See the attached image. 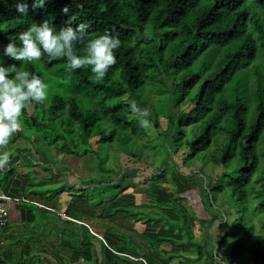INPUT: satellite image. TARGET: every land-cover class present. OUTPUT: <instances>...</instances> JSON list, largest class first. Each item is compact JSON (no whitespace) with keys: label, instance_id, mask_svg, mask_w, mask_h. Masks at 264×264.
I'll return each instance as SVG.
<instances>
[{"label":"trees","instance_id":"16d2710c","mask_svg":"<svg viewBox=\"0 0 264 264\" xmlns=\"http://www.w3.org/2000/svg\"><path fill=\"white\" fill-rule=\"evenodd\" d=\"M16 3L0 0V46L44 18L57 25L87 23L89 37L111 30L121 46L101 80L88 66L69 72L65 58L0 57V63H23L48 84L46 101L24 110L23 127L6 146L11 159L0 170V192L29 200L23 189L36 186L29 183L37 177L34 166L55 179L58 154L85 157L87 176L79 174L82 184L71 193L68 215L101 212L99 217L128 215L133 222L160 224L140 235L150 252L132 239L134 249L119 251H139L148 264L176 257L180 264H264V0H48L27 16ZM77 51L82 54L81 45ZM133 101L150 110L156 138L130 110ZM18 138L25 140L16 143ZM147 148L154 174L138 184L120 154L140 161ZM216 167L222 172L214 177ZM197 174L207 180L202 201L215 229H205L209 219L181 198L199 186ZM138 195L148 202L136 201ZM103 204L110 213H102ZM197 230L201 241L194 239ZM191 250L195 256L185 255Z\"/></svg>","mask_w":264,"mask_h":264},{"label":"crops","instance_id":"0c3cea01","mask_svg":"<svg viewBox=\"0 0 264 264\" xmlns=\"http://www.w3.org/2000/svg\"><path fill=\"white\" fill-rule=\"evenodd\" d=\"M69 168L73 174H67L62 180L57 177L50 179V171L34 166L37 177L29 183L35 182L36 186L22 188L23 191H29V201L12 203L8 224L0 227V264H130L116 253L119 251L118 246L135 248L129 239L139 248L150 252L149 245L140 235L159 229L160 224L151 227L142 220L134 219L133 222L128 215L99 217L101 212L83 213L80 219L89 221L105 238L111 240L114 250L93 235L86 226L62 217L61 213H66L72 200L71 193L82 184L78 182L79 175L75 167ZM21 170L23 173L29 172L25 166ZM55 185H62L63 190L53 191ZM141 197L136 196V201L147 203L144 201L146 196ZM101 207L102 213H110L108 204ZM136 255L142 254L138 251ZM180 261L175 258L169 264H180ZM199 263L205 264L202 261Z\"/></svg>","mask_w":264,"mask_h":264},{"label":"clouds","instance_id":"9594fccd","mask_svg":"<svg viewBox=\"0 0 264 264\" xmlns=\"http://www.w3.org/2000/svg\"><path fill=\"white\" fill-rule=\"evenodd\" d=\"M47 3L48 0H31V4L29 0H17L15 7L18 13L27 16L30 9L43 8ZM62 11L70 14L71 5L64 4ZM88 30L89 25L84 22L57 25L54 19L49 18L34 21L16 33L15 39L10 36L8 42L0 46V57L21 62H35L42 58L50 62L65 58L69 72L88 66L94 74L93 78L101 80L116 63V50L121 46V39L108 29L89 37ZM77 45L82 46V54L77 51ZM47 89V82L40 75L25 70L23 63H0V170L10 162L6 146L23 127L24 110L33 103L45 102ZM130 110L138 115L141 126H150V110L147 107L142 108L133 101Z\"/></svg>","mask_w":264,"mask_h":264},{"label":"rangeland","instance_id":"374dc122","mask_svg":"<svg viewBox=\"0 0 264 264\" xmlns=\"http://www.w3.org/2000/svg\"><path fill=\"white\" fill-rule=\"evenodd\" d=\"M151 121V119H150ZM165 119L162 120L163 124H164ZM145 129L147 130L148 134L151 136L150 138H156L158 136V130L156 129L154 123L151 121L150 126L145 127ZM25 139L23 138H18L16 143H23ZM145 152H147V154L144 156V158L142 160H137L134 156H129L126 155L124 153L120 154V162L122 164V167H129L130 170L129 173L131 175H133L134 177V181L138 184H145L147 183L153 176L154 174V170L153 167L151 165V163L153 162V158H152V153L153 151H151L149 148H147L145 150ZM66 156V155H65ZM62 156L58 154L59 159L62 161L61 163H59V165L57 164L58 168L57 170H61L59 171V176L57 177L58 179H65V176H68L70 174H73L69 171L66 170L68 167H75V169L78 171V175L80 174L81 176H87V170L85 168V164H86V158L85 157H81V158H77L74 156ZM159 156V155H158ZM176 157L178 159V161H180L182 163L183 160V154L182 153H177ZM114 159H110V162H112ZM94 169H96V165L94 164V162L92 163ZM64 167V168H63ZM74 169V168H73ZM183 169L188 171L189 168L188 167H184ZM222 172V168L220 167H216L213 169V175L214 177H216L217 175H220ZM211 173V172H210ZM77 177V176H76ZM198 181H199V186L189 192H187L186 194L182 195L181 198L182 200L188 202L190 204V206L192 207V209L195 211L196 215L199 218L202 219H209V221L205 222L202 224V226H204L205 229H215L217 221L211 220L210 219V214L207 211L205 205L203 204L202 201V195L204 194V188H205V184L207 182V180H205L201 175L197 174L196 175ZM145 202H148V198H144ZM198 230L196 231L197 235L195 234L194 239L195 240H200L202 239V237L198 234ZM219 233V231H218ZM217 229L214 230L212 236L214 239H217ZM187 237V236H186ZM171 246H168L167 248L169 249ZM209 248V246H206L205 249ZM221 254L225 255L227 254V252L221 250ZM185 255H190V256H195V252L193 250H191L190 252H185ZM179 256V255H178ZM180 257V256H179ZM178 257H176L177 259ZM194 264H200L199 262L195 261L193 262Z\"/></svg>","mask_w":264,"mask_h":264},{"label":"built area","instance_id":"2783aa9c","mask_svg":"<svg viewBox=\"0 0 264 264\" xmlns=\"http://www.w3.org/2000/svg\"><path fill=\"white\" fill-rule=\"evenodd\" d=\"M27 201H29V200H27L23 196L20 198H13V197H10L9 195H6L3 192H0V227L8 224V222L10 220V216H11L10 206L12 203L22 204V203L27 202ZM61 215L64 218H67V219L73 220L77 223H80L82 225H85L93 235L97 236L104 244L111 247V245L107 242L104 234L99 232V230L95 229V227L93 225H91V223L89 221L84 220V219H76V218L70 217L69 215H67L64 212H62ZM111 248H113V247H111ZM116 253L119 255H123V256L128 257L133 262H136V263L141 262L144 264H148V262L144 256H136V255H132V254L127 253V252H122V251H116Z\"/></svg>","mask_w":264,"mask_h":264}]
</instances>
